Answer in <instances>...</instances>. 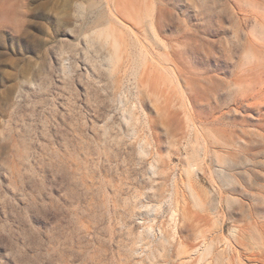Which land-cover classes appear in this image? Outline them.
I'll list each match as a JSON object with an SVG mask.
<instances>
[{
	"label": "rangeland",
	"instance_id": "rangeland-1",
	"mask_svg": "<svg viewBox=\"0 0 264 264\" xmlns=\"http://www.w3.org/2000/svg\"><path fill=\"white\" fill-rule=\"evenodd\" d=\"M258 263L264 0H0V264Z\"/></svg>",
	"mask_w": 264,
	"mask_h": 264
},
{
	"label": "bare ground",
	"instance_id": "bare-ground-1",
	"mask_svg": "<svg viewBox=\"0 0 264 264\" xmlns=\"http://www.w3.org/2000/svg\"><path fill=\"white\" fill-rule=\"evenodd\" d=\"M147 26L149 27V31H150V33H151V37L153 38V40L155 41V43L157 44V45H161V46H163V47H166V44L157 36V33L155 32V30H154V20H153V18H148L147 19ZM146 49H147V47H145ZM149 48V47H148ZM162 61V60H161ZM156 62V61H155ZM160 63V62H159ZM158 63V61H157V64H159ZM162 63H164V64H168L166 61H162ZM162 68V67H161ZM164 68V71H165V68H166V65H165V67H163ZM162 68V69H163ZM175 69V68H174ZM173 69V70H174ZM170 70H172L171 69V67H170ZM168 71V70H167ZM175 71V70H174ZM170 74V73H169ZM168 74V75H169ZM175 77V76H174ZM175 81V80H174ZM199 249V248H198ZM263 249V248H262ZM196 251H197V249H195ZM253 257H255L254 255H253ZM257 257V256H256ZM255 257V258H256ZM262 258V257H261ZM253 259V258H252ZM251 259V260H252ZM257 259V258H256ZM255 260V259H254ZM258 260H260V258L258 259ZM251 262V261H250ZM261 263V262H260ZM259 264V263H258Z\"/></svg>",
	"mask_w": 264,
	"mask_h": 264
},
{
	"label": "clouds",
	"instance_id": "clouds-1",
	"mask_svg": "<svg viewBox=\"0 0 264 264\" xmlns=\"http://www.w3.org/2000/svg\"><path fill=\"white\" fill-rule=\"evenodd\" d=\"M244 60L246 63H253L256 60V56L253 53H246Z\"/></svg>",
	"mask_w": 264,
	"mask_h": 264
}]
</instances>
